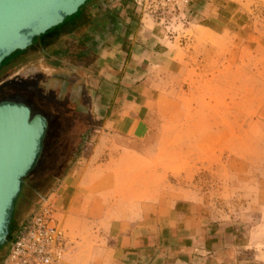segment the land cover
Returning <instances> with one entry per match:
<instances>
[{
  "label": "crops",
  "instance_id": "crops-1",
  "mask_svg": "<svg viewBox=\"0 0 264 264\" xmlns=\"http://www.w3.org/2000/svg\"><path fill=\"white\" fill-rule=\"evenodd\" d=\"M100 1L89 0L84 11L37 37V51L48 55L51 45L47 43L61 41L84 20L90 21L89 10ZM109 3L117 4L113 10L117 14L92 21L97 36L88 39L85 34L77 40L87 59L73 61L78 66L91 58L89 65L82 64L86 75L93 72L91 80L77 86L84 88L87 99H77L76 107L86 108L83 113L97 127L52 190L71 243L65 264H264V60L256 72L250 71V65L245 67L239 86L243 83L246 92H240L236 104L244 96L246 107L240 117L230 115L225 147L229 154L222 166L219 162L234 194L238 189L246 193L247 218L238 220L232 217H237L236 211L216 207L212 192L195 182L191 153L196 150L200 162L207 150H219L215 141L208 145L207 136L217 140L222 131H206L200 118L185 127V171L180 182L172 181L177 173L165 172L172 165L158 159L165 151L159 120L164 118L163 103L170 98L162 89L179 64L176 38L166 36L158 22L129 13L127 1ZM182 4L184 25L194 32L218 39L229 36L236 42L253 36L249 0H185ZM54 50L58 62L65 63V49ZM239 135L246 137L245 150L240 149L245 155H239ZM151 136L155 145L147 143ZM42 151L45 155L44 142ZM6 255L3 249L0 264Z\"/></svg>",
  "mask_w": 264,
  "mask_h": 264
},
{
  "label": "rangeland",
  "instance_id": "rangeland-1",
  "mask_svg": "<svg viewBox=\"0 0 264 264\" xmlns=\"http://www.w3.org/2000/svg\"><path fill=\"white\" fill-rule=\"evenodd\" d=\"M122 1L129 3V13L139 15L147 21L158 22L166 36L176 38L175 50L178 51L176 60L179 64L173 73L166 78L165 75L163 77L168 79L169 83L167 82L162 90L168 93L170 98L164 101L165 110L161 113L164 118L159 120L163 129L160 142L165 151L159 153L158 159L162 163L167 162L172 165L170 169H165V172L177 173L176 179L172 181H182V172L185 171V127H192L191 124L196 123L197 119H202L206 131L213 132V129H218L225 135H219L217 140L207 136L208 145L212 146L215 141L219 144L217 146L219 150L216 152L207 150L206 155L200 158V162H198V152L195 150L191 153V158L196 165L195 182L212 192V202L216 207L236 211L234 213L237 217H232L245 220L247 218L245 216L246 193L238 189V194H234L235 191L226 183L227 173L223 168L221 169L219 162L222 166L229 154L225 147L229 145L230 139L228 134L230 115L238 113L240 117L246 107L247 102L244 96L241 103L236 104V100L241 98L240 92H246L243 83L239 86L247 73L245 67L250 65V71L256 72L264 60V2L249 0V4L252 5L248 14L251 18L250 34L253 36L248 41L236 42L231 41L229 36L218 39L209 34L192 31L186 24L184 25L181 15L183 4L171 7V0L155 2L154 0H136L140 3L138 6L134 0ZM109 2L110 0H101L96 7L91 8L90 21L84 20L85 23L81 27L66 33L61 41L51 39L47 43L51 45L47 49L48 55L37 51L39 39L36 38L26 50L17 51L2 61L0 100L24 104L28 107L31 103L35 114H43L48 128L51 125L50 112L58 113V117L52 122L51 133L46 136V154L43 153L36 168L24 180L14 203L16 222L14 237L42 194L56 187L55 176L59 175L64 167L67 166L66 169H68L75 162L83 146L89 141L90 131L97 127V124H93L89 116L83 113L86 108L76 107L77 99L83 101L87 99L84 88L80 87L78 90L77 86H82L84 81L91 80L92 68L90 67L92 73L86 75V67H82L84 62L89 65L91 58L88 62L87 60L78 62V66H75L73 61L79 60L80 57L87 59V56L81 54L84 50L79 47L80 42L77 40H81L82 35L85 34L88 39H94L97 36L98 28L92 21H101V19L95 20L99 16L109 17L117 14V12L113 13L117 7L114 5L117 4L111 5ZM85 9L86 4L82 6L81 11ZM88 22H91V25ZM95 31L97 33L93 34L92 32ZM242 44H247V48ZM243 47L246 49H242ZM55 48L60 51L65 49L66 55L63 58L66 60L65 63L58 62ZM17 57L19 59L15 60ZM12 58L14 62L11 61ZM237 65H239L238 70L235 71ZM251 72L249 74H252ZM251 103L248 99V104L251 105ZM244 123L245 120L239 121L241 125ZM152 130L154 135L155 127ZM149 139L147 143L155 145V136ZM246 142L245 135L238 136L239 155H245L240 153L242 152L240 149L245 150ZM149 154L154 155L155 152ZM62 164H64L63 168L59 166ZM256 217L257 215L254 218ZM60 221L63 225L62 218ZM63 229L68 237L66 228ZM9 244L5 247L7 252ZM70 245L68 241L65 258L69 254Z\"/></svg>",
  "mask_w": 264,
  "mask_h": 264
},
{
  "label": "water",
  "instance_id": "water-1",
  "mask_svg": "<svg viewBox=\"0 0 264 264\" xmlns=\"http://www.w3.org/2000/svg\"><path fill=\"white\" fill-rule=\"evenodd\" d=\"M87 0H0V65L33 40L61 25ZM47 121L31 117L19 103H0V247L7 241L14 203L23 179L35 168L43 150Z\"/></svg>",
  "mask_w": 264,
  "mask_h": 264
},
{
  "label": "built area",
  "instance_id": "built-area-1",
  "mask_svg": "<svg viewBox=\"0 0 264 264\" xmlns=\"http://www.w3.org/2000/svg\"><path fill=\"white\" fill-rule=\"evenodd\" d=\"M182 3L185 0H171L170 5L178 7ZM66 248L67 237L59 218L55 192L51 191L40 198L19 227L3 264H65Z\"/></svg>",
  "mask_w": 264,
  "mask_h": 264
},
{
  "label": "trees",
  "instance_id": "trees-1",
  "mask_svg": "<svg viewBox=\"0 0 264 264\" xmlns=\"http://www.w3.org/2000/svg\"><path fill=\"white\" fill-rule=\"evenodd\" d=\"M89 0H87L86 1V3L88 2ZM85 3V4H86ZM84 4V5H85ZM82 7H80L79 9H78V11L74 14V15H76L79 11H80V9H81ZM73 15V16H74ZM72 17V16H71ZM71 17H68V18H66L64 21H63V23L64 22H66V20H69ZM58 27V26H57ZM57 27H55V28H57ZM55 28H53V29H55ZM52 30V29H51ZM36 39V38H35ZM34 39V40H35ZM34 40H33V42H34ZM34 115H38V114H35V111H33V112H31V117L32 116H34ZM51 130H52V122H51V125H49V129L47 130V132H46V136H49V134L51 133ZM46 136H45V141H46ZM59 138V137H58ZM57 138V140H59ZM45 141H44V144H45V147H46V143H45ZM43 151H42V153H41V155H40V158H39V160H38V162L37 163H39L40 162V159L42 158V155H43ZM59 166H61V168H63L64 167V164H62V165H59ZM67 167V166H66ZM66 167H64L63 169L64 170H62L61 172H60V174L59 175H56L55 176V180H56V182L64 175V173H65V171L67 170L66 169ZM36 168V167H35ZM66 169V170H65ZM32 172V171H31ZM30 172V173H31ZM29 176V174L23 179V182H24V180L27 178ZM53 189V188H52ZM51 188L50 189H48V190H46L43 194H42V197H44L45 195H47V194H49L50 192H51V190H52ZM14 211H13V215H12V218H11V221H10V225H9V232H8V236H7V241H6V243L4 244V245H2L1 247H0V255H1V253H2V251H3V249H5V247H6V245L7 244H9L10 242H12L13 240H14V236H13V234H14V232H15V229H14Z\"/></svg>",
  "mask_w": 264,
  "mask_h": 264
},
{
  "label": "flooded vegetation",
  "instance_id": "flooded-vegetation-1",
  "mask_svg": "<svg viewBox=\"0 0 264 264\" xmlns=\"http://www.w3.org/2000/svg\"><path fill=\"white\" fill-rule=\"evenodd\" d=\"M33 44V43H32ZM22 57H24V56H22ZM17 59H19L18 57L15 59V60H17ZM11 61H13L14 62V58H12L11 59ZM10 62V61H9ZM2 64V63H1ZM0 67H1V65H0ZM1 102H6V101H4V100H0V103ZM52 105H54V104H52ZM28 107V106H27ZM29 109H30V111L31 112H33L34 111V107L32 106V104L30 103L29 104V107H28ZM39 114V113H38ZM39 115H43V114H39ZM49 117L51 118V122H54L55 121V119L58 117V113L57 112H55V111H51L50 112V114H49ZM49 128H48V125H47V130H48Z\"/></svg>",
  "mask_w": 264,
  "mask_h": 264
}]
</instances>
